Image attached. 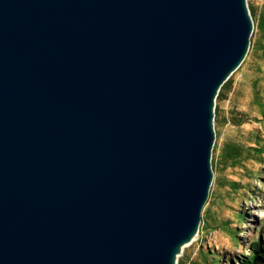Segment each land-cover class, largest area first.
Returning <instances> with one entry per match:
<instances>
[{"label":"water","instance_id":"obj_1","mask_svg":"<svg viewBox=\"0 0 264 264\" xmlns=\"http://www.w3.org/2000/svg\"><path fill=\"white\" fill-rule=\"evenodd\" d=\"M252 31L247 0H0V264H177Z\"/></svg>","mask_w":264,"mask_h":264},{"label":"rangeland","instance_id":"obj_2","mask_svg":"<svg viewBox=\"0 0 264 264\" xmlns=\"http://www.w3.org/2000/svg\"><path fill=\"white\" fill-rule=\"evenodd\" d=\"M247 4L253 20L248 52L215 100L214 179L200 233L177 264H204L207 252L239 264L254 253L253 242L264 241V155L256 150L257 143L264 147V0ZM256 256L253 264H264V252Z\"/></svg>","mask_w":264,"mask_h":264},{"label":"trees","instance_id":"obj_3","mask_svg":"<svg viewBox=\"0 0 264 264\" xmlns=\"http://www.w3.org/2000/svg\"><path fill=\"white\" fill-rule=\"evenodd\" d=\"M256 150L258 151V157H261L264 155V147L260 144H256ZM232 151H236V148ZM242 218V216H240ZM226 224V223H225ZM252 247H250L251 251L254 252L251 257H243L240 259L239 264H253V262L257 259V254L264 252V241H255L252 244ZM205 256V263L204 264H227V262H224L222 256H218L215 254H212V252H207L204 254ZM230 264H234L230 261Z\"/></svg>","mask_w":264,"mask_h":264},{"label":"bare ground","instance_id":"obj_4","mask_svg":"<svg viewBox=\"0 0 264 264\" xmlns=\"http://www.w3.org/2000/svg\"><path fill=\"white\" fill-rule=\"evenodd\" d=\"M200 233V227L198 229V231H196V233L192 236V238L189 240V241H186L182 244L181 246V252L189 245H191L197 238V236L199 235Z\"/></svg>","mask_w":264,"mask_h":264}]
</instances>
